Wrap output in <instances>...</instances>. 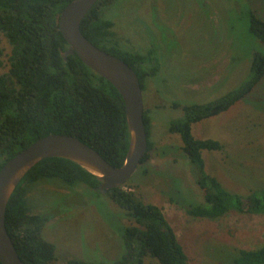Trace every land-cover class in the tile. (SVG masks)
Returning a JSON list of instances; mask_svg holds the SVG:
<instances>
[{"label": "trees", "instance_id": "1", "mask_svg": "<svg viewBox=\"0 0 264 264\" xmlns=\"http://www.w3.org/2000/svg\"><path fill=\"white\" fill-rule=\"evenodd\" d=\"M69 1L0 0V57L6 56L5 61L0 58V67H6L0 71V168L35 140L53 133L75 136L110 164H123L129 131L121 95L76 54L64 57L68 44L59 31L58 19ZM118 1L97 0L82 18L80 30L95 46L126 62L137 74L143 92L146 77L156 72V66L147 69L141 65L151 59L150 51L119 47L121 38L107 14ZM248 29L264 42V19L252 11ZM3 41L9 48L6 53ZM263 76L264 51H254L249 74L238 86L205 103L172 101L168 106L181 111L180 117L170 120L168 131L179 136L191 177L204 198V203L187 209L190 216L214 219L230 211L264 214V186L246 196L227 189L206 171L202 155L203 150L222 149L221 142L196 137L192 132V124L228 110ZM143 121L147 151L139 164L149 159L152 149L151 116L145 106ZM43 182H57L71 189L82 186L94 196L102 194L94 190L101 180L69 159L48 157L33 165L15 187L5 211L6 230L24 264H52L56 260L55 245L43 237L51 215L33 212L30 196L33 187ZM128 182L105 192L132 222L123 224L118 214H105L122 240L123 253L109 263L71 258L65 264H146L147 257L158 264H189L162 208L143 201ZM96 204L104 211L105 203ZM232 262L264 264V239L254 248L240 249Z\"/></svg>", "mask_w": 264, "mask_h": 264}, {"label": "rangeland", "instance_id": "2", "mask_svg": "<svg viewBox=\"0 0 264 264\" xmlns=\"http://www.w3.org/2000/svg\"><path fill=\"white\" fill-rule=\"evenodd\" d=\"M249 10L264 19V0H121L107 13L129 43L138 41L136 35L142 43L144 34L157 36L155 41L149 37L155 48L147 49L155 62L149 68L156 66V72L146 77L142 92L151 116L152 149L128 185L143 201L162 208L189 264H233L240 249L254 248L264 239V214L230 211L209 219L187 213L204 198L179 136L168 131L170 120L181 116L179 109L168 107L172 101L205 103L247 77L253 52L264 51V42L249 32ZM121 42V49L142 52ZM3 45L6 53L8 45ZM192 132L221 142L222 149L203 150L202 155L206 171L227 189L246 196L263 187L264 76L228 110L192 124ZM100 195L57 182L33 187V212L51 215L43 237L56 247L52 264L71 258L109 263L123 253L122 240L105 214H118L123 224L132 222L105 193ZM97 201L106 204L104 211ZM145 263L158 264L149 257Z\"/></svg>", "mask_w": 264, "mask_h": 264}, {"label": "water", "instance_id": "3", "mask_svg": "<svg viewBox=\"0 0 264 264\" xmlns=\"http://www.w3.org/2000/svg\"><path fill=\"white\" fill-rule=\"evenodd\" d=\"M97 0H70L62 9L58 28L68 44L67 54H76L95 73L109 81L121 95L129 131V143L123 164L116 167L97 150L77 137L53 133L43 136L7 160L0 168V262L24 264L5 227L7 202L17 184L37 162L48 157L69 159L96 175L100 184L95 191L105 193L129 180L147 151L143 121L142 89L135 71L122 59L91 43L81 32L80 22Z\"/></svg>", "mask_w": 264, "mask_h": 264}, {"label": "flooded vegetation", "instance_id": "4", "mask_svg": "<svg viewBox=\"0 0 264 264\" xmlns=\"http://www.w3.org/2000/svg\"><path fill=\"white\" fill-rule=\"evenodd\" d=\"M119 1H121V0H119ZM118 1V2H119ZM117 31V30H116ZM117 33L119 34V36H120V38H121V40L120 41H122L121 43L123 44V43H127V44H130V47H131V49H139V50H141L142 52H146L147 51V49H154L155 48V46H152V44L150 43V40H149V37H153V38H151V40H157V36L155 35V33H149V34H144L145 35V39H146V42H138V41H141L140 40V38H138L137 37V35H136V38L138 39V41H133L132 43H129L127 40H125V38H124V36H123V33L122 32H120V31H117ZM140 43V44H139ZM152 63H154L155 64V62H153L152 61V58L150 59V60H147V61H144L141 65H143V67H145V68H149V66L152 64Z\"/></svg>", "mask_w": 264, "mask_h": 264}]
</instances>
